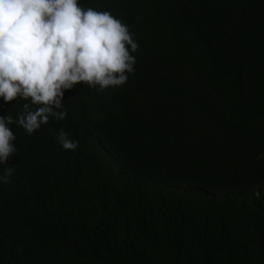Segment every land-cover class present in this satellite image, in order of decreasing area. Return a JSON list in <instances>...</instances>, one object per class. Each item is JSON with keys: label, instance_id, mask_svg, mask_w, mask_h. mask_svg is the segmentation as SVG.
I'll return each mask as SVG.
<instances>
[{"label": "trees", "instance_id": "1", "mask_svg": "<svg viewBox=\"0 0 264 264\" xmlns=\"http://www.w3.org/2000/svg\"><path fill=\"white\" fill-rule=\"evenodd\" d=\"M78 4L128 26L134 71L32 134L0 97V264H264V0Z\"/></svg>", "mask_w": 264, "mask_h": 264}, {"label": "clouds", "instance_id": "2", "mask_svg": "<svg viewBox=\"0 0 264 264\" xmlns=\"http://www.w3.org/2000/svg\"><path fill=\"white\" fill-rule=\"evenodd\" d=\"M137 48L119 18L84 9L78 0H0V97L30 101L15 123L32 134L50 118L67 117L64 92L76 84L104 90L126 83ZM12 123L10 115L0 116V163L17 152ZM56 139L65 150L78 147L64 129ZM13 172L4 170L0 183H9Z\"/></svg>", "mask_w": 264, "mask_h": 264}]
</instances>
